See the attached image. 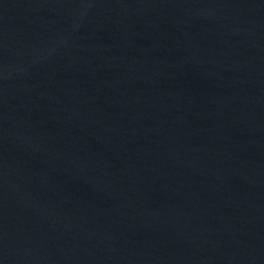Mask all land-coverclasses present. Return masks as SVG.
<instances>
[{
    "label": "water",
    "instance_id": "obj_1",
    "mask_svg": "<svg viewBox=\"0 0 264 264\" xmlns=\"http://www.w3.org/2000/svg\"><path fill=\"white\" fill-rule=\"evenodd\" d=\"M0 264H264V0H0Z\"/></svg>",
    "mask_w": 264,
    "mask_h": 264
}]
</instances>
